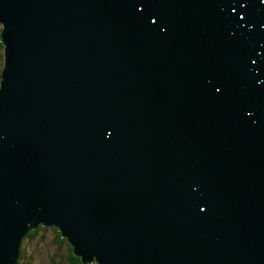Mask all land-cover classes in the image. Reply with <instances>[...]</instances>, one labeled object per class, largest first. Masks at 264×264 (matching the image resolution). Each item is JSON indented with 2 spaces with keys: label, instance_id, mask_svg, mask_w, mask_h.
Segmentation results:
<instances>
[{
  "label": "water",
  "instance_id": "1",
  "mask_svg": "<svg viewBox=\"0 0 264 264\" xmlns=\"http://www.w3.org/2000/svg\"><path fill=\"white\" fill-rule=\"evenodd\" d=\"M0 264L56 228L83 264H264V0H0Z\"/></svg>",
  "mask_w": 264,
  "mask_h": 264
},
{
  "label": "rangeland",
  "instance_id": "2",
  "mask_svg": "<svg viewBox=\"0 0 264 264\" xmlns=\"http://www.w3.org/2000/svg\"><path fill=\"white\" fill-rule=\"evenodd\" d=\"M3 54L4 49L0 50V70L4 64ZM56 231L53 227H42L34 237L26 238L20 247L19 264H69V244L60 243Z\"/></svg>",
  "mask_w": 264,
  "mask_h": 264
},
{
  "label": "trees",
  "instance_id": "3",
  "mask_svg": "<svg viewBox=\"0 0 264 264\" xmlns=\"http://www.w3.org/2000/svg\"><path fill=\"white\" fill-rule=\"evenodd\" d=\"M4 49V46L3 44L1 43L0 41V50H3ZM3 60H4V57H3ZM3 68V67H2ZM2 70V69H1ZM1 70H0V77H1ZM43 226H39L36 230H32L30 231L27 236L23 239V241L26 239V238H31V237H34L38 231H40L42 229ZM55 229V228H54ZM57 230V229H56ZM56 238L57 240H59L60 243H64V241H67L66 239L62 238L61 236V233L59 231H56ZM22 241V242H23ZM68 243V241H67ZM69 244V243H68ZM69 252H70V256H69V264H83L82 262V259L80 257H77L75 254H74V248L72 246L69 245ZM21 255H22V251L20 250V258H21ZM19 262H20V259H19Z\"/></svg>",
  "mask_w": 264,
  "mask_h": 264
},
{
  "label": "bare ground",
  "instance_id": "4",
  "mask_svg": "<svg viewBox=\"0 0 264 264\" xmlns=\"http://www.w3.org/2000/svg\"><path fill=\"white\" fill-rule=\"evenodd\" d=\"M54 229V228H53ZM56 229V228H55Z\"/></svg>",
  "mask_w": 264,
  "mask_h": 264
}]
</instances>
